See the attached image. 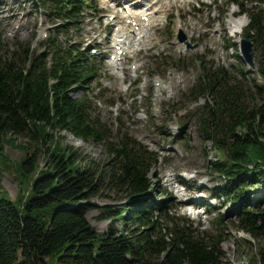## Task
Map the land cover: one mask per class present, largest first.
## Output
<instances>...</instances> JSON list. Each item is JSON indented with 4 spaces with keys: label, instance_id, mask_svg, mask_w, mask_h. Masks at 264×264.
<instances>
[{
    "label": "trees",
    "instance_id": "obj_1",
    "mask_svg": "<svg viewBox=\"0 0 264 264\" xmlns=\"http://www.w3.org/2000/svg\"><path fill=\"white\" fill-rule=\"evenodd\" d=\"M37 1L57 34L90 12L91 0ZM252 3L257 5L241 12L249 20L242 39L258 52L255 70L203 68L192 97L196 104L205 101L197 114L201 136L222 155L212 170L225 177L227 199L239 203L241 230L262 240L257 261L264 264V0ZM230 5L240 7L239 0ZM42 44V51L18 40L12 47L0 35V154L7 146L23 151L14 177L16 202L0 196V264H225L226 235L200 234L172 213L173 206L148 202L149 174L160 157L121 131L111 140L106 125L92 116L89 97L73 98L72 90L83 89L98 69L96 57L56 36ZM63 133L104 145L111 166L83 165L86 157L65 143ZM18 136L29 144H17ZM40 144L47 167L40 165ZM257 186L261 195L251 204L247 195ZM105 191L123 194L127 203L101 208V218L118 220L121 229L110 226L99 234L87 213Z\"/></svg>",
    "mask_w": 264,
    "mask_h": 264
},
{
    "label": "rangeland",
    "instance_id": "obj_2",
    "mask_svg": "<svg viewBox=\"0 0 264 264\" xmlns=\"http://www.w3.org/2000/svg\"><path fill=\"white\" fill-rule=\"evenodd\" d=\"M231 1L190 0L183 7L173 8L153 35L158 45L141 51L134 59H127V56L123 61V68L129 73L124 82L114 76L115 70L109 64L110 58L115 57V49L111 47L109 38L112 33L108 24L115 17L111 14L107 17L103 13L106 0H91L87 19L63 28L59 34L48 11L37 0H0V35L12 47L18 40L31 43L36 51H42V43L55 36L64 45L75 49L88 52L100 49V52H95L98 69L90 81L82 85L83 89L75 88L71 94L75 99L83 95L89 97L92 116L106 125L111 140H116L121 131L128 135L129 140L137 141L160 157L149 174L153 185L148 202H155L162 208L173 206L172 213L190 220L193 229L200 234L226 235L223 243L225 264H258V252L263 242L254 240L239 227V203L227 199L222 191L227 184L225 177L212 170L222 155L199 131L197 114L205 106V101L201 99L196 104L192 97L203 68L223 67L231 73H237L240 68H244L246 73L250 71L248 65L240 61L246 27L236 34L230 23L241 17L248 26L249 20L241 12L257 3L239 0V7L230 5ZM235 10L239 13L234 16L232 12ZM221 25L222 30L219 29ZM112 42L114 44L115 41ZM155 43L152 41L151 46L154 47ZM105 52L107 57H104ZM253 52L256 59L258 52L255 47ZM90 54L93 56L92 52ZM195 60H201L202 64H196ZM138 65L141 67L135 73ZM174 77L176 79L171 85ZM160 86H163L162 92L159 91ZM185 126L187 128L182 132ZM61 136H65L66 144L86 157L83 165L92 163L104 169L111 166L108 148L104 145L76 140L67 133ZM61 136L55 134L59 139ZM16 143L29 144L22 136L16 137ZM40 147V165L47 167L46 148L42 144ZM22 156V150L9 146L5 148L4 155L0 154V196L12 202H16L19 190L14 177ZM253 188H257L259 193ZM261 190L259 186L250 189L247 197L251 204L261 195ZM92 202L96 208L87 213V218L99 234H104L110 226L121 229L118 220L101 218V208H117L127 203L123 194L105 191ZM220 217L223 221L218 224Z\"/></svg>",
    "mask_w": 264,
    "mask_h": 264
},
{
    "label": "bare ground",
    "instance_id": "obj_3",
    "mask_svg": "<svg viewBox=\"0 0 264 264\" xmlns=\"http://www.w3.org/2000/svg\"><path fill=\"white\" fill-rule=\"evenodd\" d=\"M106 1L107 5H105L103 9V13H105V16L107 17L110 14L115 17L114 20L108 24V26H110V28L114 27V31L109 39L112 43L111 47L115 49L114 56L118 59V61L115 62V60L113 61L110 58L111 61L109 64H111L110 66L115 70L114 76L121 82H124L127 79L126 76L129 74L126 72V68H123V61H126L130 57L133 59L136 58V56L139 55L138 53L145 49L149 50L151 48H155L158 43H155L153 35H155V32L157 33L159 26L165 21V19H167L168 13L172 11L173 8L183 7L190 2V0H188V2L187 0ZM122 8L123 12H121ZM237 13H239V10L232 12L234 16ZM179 18L181 20L182 28H184L181 14H179ZM230 26L236 34H239L243 28L247 27V21L241 17H236L233 19L232 23H230ZM221 28H223L222 25L219 26V29ZM112 40L115 41L114 44ZM152 41L155 43L154 47L151 46ZM181 46L182 45H177L176 47ZM119 50L124 52L122 56L119 55ZM104 57H107V52L104 53ZM140 67V65L137 66L135 73ZM175 79L176 77L171 78V85ZM132 81L136 80L132 79ZM155 82L159 81L156 80ZM161 88H163V86H160L159 89V91L162 92ZM167 92H169V90ZM158 97H160V94H158Z\"/></svg>",
    "mask_w": 264,
    "mask_h": 264
},
{
    "label": "water",
    "instance_id": "obj_4",
    "mask_svg": "<svg viewBox=\"0 0 264 264\" xmlns=\"http://www.w3.org/2000/svg\"><path fill=\"white\" fill-rule=\"evenodd\" d=\"M241 56L243 61L248 65V67L253 70L255 68L254 54H253V44L248 40H243L241 47ZM187 126L182 128V132L186 130Z\"/></svg>",
    "mask_w": 264,
    "mask_h": 264
}]
</instances>
